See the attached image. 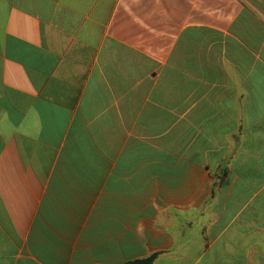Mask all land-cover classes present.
Returning <instances> with one entry per match:
<instances>
[{"label": "crops", "instance_id": "1", "mask_svg": "<svg viewBox=\"0 0 264 264\" xmlns=\"http://www.w3.org/2000/svg\"><path fill=\"white\" fill-rule=\"evenodd\" d=\"M264 264V0H0V264Z\"/></svg>", "mask_w": 264, "mask_h": 264}, {"label": "water", "instance_id": "2", "mask_svg": "<svg viewBox=\"0 0 264 264\" xmlns=\"http://www.w3.org/2000/svg\"><path fill=\"white\" fill-rule=\"evenodd\" d=\"M159 254H160L159 252H155L151 254L149 257L142 258V259H136V260L128 262L127 264H153L154 261L159 256Z\"/></svg>", "mask_w": 264, "mask_h": 264}, {"label": "rangeland", "instance_id": "3", "mask_svg": "<svg viewBox=\"0 0 264 264\" xmlns=\"http://www.w3.org/2000/svg\"><path fill=\"white\" fill-rule=\"evenodd\" d=\"M153 264H160V261H158V262H155V261H154V263H153Z\"/></svg>", "mask_w": 264, "mask_h": 264}]
</instances>
